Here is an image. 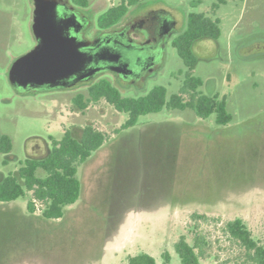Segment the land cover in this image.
Masks as SVG:
<instances>
[{"label":"rangeland","instance_id":"obj_1","mask_svg":"<svg viewBox=\"0 0 264 264\" xmlns=\"http://www.w3.org/2000/svg\"><path fill=\"white\" fill-rule=\"evenodd\" d=\"M121 1L90 0L83 11L97 30L99 14ZM217 2L142 0L130 8L119 24L147 9H164L178 20L161 61L142 79L124 81L106 73L67 89L18 91L9 72L36 45L34 1H4L0 134L11 136L14 156L0 152V177L17 171L29 156H45L50 137L61 138L67 129L79 135L91 124L108 139L80 166L81 198L60 220L25 216L28 195L0 202V264H127L130 255L144 251L158 264L165 251L169 264H182L175 244L182 235L194 243L196 223L210 240L201 264H221L240 252L222 229L236 217L264 241V0H227L213 11ZM191 12L220 19L218 38L195 43L192 72L204 81L201 93L226 99L230 123L218 124L216 113L202 118L190 107H165L117 132L127 112L105 99L89 102L84 111L75 104L74 97L87 94L101 77H109L124 96L145 95L156 85L167 87L168 99L180 93L189 68L173 40ZM194 212L218 220L196 222Z\"/></svg>","mask_w":264,"mask_h":264},{"label":"trees","instance_id":"obj_2","mask_svg":"<svg viewBox=\"0 0 264 264\" xmlns=\"http://www.w3.org/2000/svg\"><path fill=\"white\" fill-rule=\"evenodd\" d=\"M142 0H122L119 4L109 7L97 17L96 24L100 29H108L119 24L132 6ZM227 0H218L213 6L215 11ZM72 3L84 9L90 5V0H71ZM221 34L220 19L213 18L205 12H191L187 18L186 28L178 34L173 45L189 68L185 83L180 93H174L168 99V89L164 85L154 86L150 92L142 96H124L109 77H101L89 85L87 94L78 93L74 97L75 104L85 110L89 102L107 100L118 111L127 112L129 117L121 130H127L137 125L140 116L161 111L163 108L190 107L199 117L207 118L216 113V122L226 125L233 119L227 109V101L219 94L208 95L199 91L204 81L192 72L197 62L194 51L195 43L203 38H218ZM188 94L189 98L185 96ZM51 147L43 157H27L21 167L0 180V202H11L26 195L29 196L27 209L35 213L40 209V215L46 220H56L65 215L66 207L76 203L82 194V182L78 177L80 166L107 141L108 136L94 125L88 124L82 128L79 135L74 130H65L61 138L50 137ZM0 145L1 152H10L13 148L11 136L4 135ZM41 170V175L38 174ZM39 205V206H38ZM192 217L196 222L210 220L205 213L194 212ZM212 219L218 220L213 217ZM196 228L194 243L182 235L175 244V249L182 264H201L210 245V240ZM223 232L227 239L236 244L240 252L221 261V264H264V241L256 238L253 231L242 217H236L223 222ZM163 264L171 262V254L163 253ZM217 260L220 256L216 255ZM127 264H158L157 259L148 252L130 255Z\"/></svg>","mask_w":264,"mask_h":264},{"label":"water","instance_id":"obj_3","mask_svg":"<svg viewBox=\"0 0 264 264\" xmlns=\"http://www.w3.org/2000/svg\"><path fill=\"white\" fill-rule=\"evenodd\" d=\"M68 3L62 8L60 0H35L33 30L38 42L14 61L9 72L18 91L67 89L107 70L126 76L132 72V59L104 35L94 41L79 38L77 33L88 20ZM176 24V20L167 22L166 41Z\"/></svg>","mask_w":264,"mask_h":264},{"label":"flooded vegetation","instance_id":"obj_4","mask_svg":"<svg viewBox=\"0 0 264 264\" xmlns=\"http://www.w3.org/2000/svg\"><path fill=\"white\" fill-rule=\"evenodd\" d=\"M4 1L5 0H0V14L5 10ZM33 1L34 24L36 6L35 0ZM69 1L70 3H68V5L70 9L76 11L78 14H80V16L88 20L85 28L77 33L80 39L82 38L94 41L100 35H104L106 39H110L111 44L118 47L123 52V54H125V56H128L132 59L130 61L129 67L133 70L129 75L126 76L125 74L116 72L114 70H107L98 73L94 78L100 77L101 75L106 73H112L116 75L117 78L124 81H135L138 78L142 79L145 75L148 74V71L152 69L155 64L161 61L163 57L166 41L165 39L167 37L165 34L167 22L169 20H176L177 24L174 27L173 31H176L178 29V20L171 12L164 9H147L145 11L137 13L133 17L126 18L124 23L122 24H117L116 26L108 29L99 28L96 30L91 17L83 11L84 9L73 5L71 0ZM60 2L63 5V3L67 2V0H60ZM64 7L65 6L63 5L62 8ZM37 42L38 41L36 38V44ZM4 135L6 134H0V145L4 140ZM11 151L2 153L7 154L8 157H13L14 155L11 154ZM3 177L4 175L0 177V180Z\"/></svg>","mask_w":264,"mask_h":264},{"label":"crops","instance_id":"obj_5","mask_svg":"<svg viewBox=\"0 0 264 264\" xmlns=\"http://www.w3.org/2000/svg\"><path fill=\"white\" fill-rule=\"evenodd\" d=\"M81 195H82V194H81ZM80 198H81V197H80ZM79 200H80V199H79ZM79 200H78V201H79ZM78 201H77V202H78ZM77 202H76V203H77ZM76 203H74V204H76ZM74 204H72V205H74ZM72 205H69V206L66 207L65 214H66L67 209H68L70 206H72ZM25 210H26V211H24L23 213H24V215L27 216V217H31V218L33 217V218H34V216L37 217V216L40 214V213H38V212L30 213V212L28 211V209H27V203H26V208H25ZM40 216H41V215H40ZM64 216H65V215H64ZM64 216H63V217H64ZM41 217H42V216H41ZM63 217H62V218H63ZM42 218H43V217H42ZM60 219H61V218L56 219V220H60ZM43 220H46V219L43 218Z\"/></svg>","mask_w":264,"mask_h":264}]
</instances>
